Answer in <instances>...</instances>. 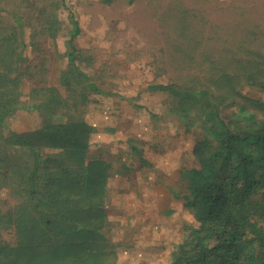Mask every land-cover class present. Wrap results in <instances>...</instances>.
I'll list each match as a JSON object with an SVG mask.
<instances>
[{"label": "rangeland", "instance_id": "1", "mask_svg": "<svg viewBox=\"0 0 264 264\" xmlns=\"http://www.w3.org/2000/svg\"><path fill=\"white\" fill-rule=\"evenodd\" d=\"M114 1L117 5H108L104 12L100 0H0V51L7 54L11 45L13 51L22 42L28 45L22 60L21 108L7 119L3 133L35 130L46 118L70 119L68 107L50 115L38 106L65 75L77 77L68 68L67 56L75 20L80 32L73 40L74 66L85 74L75 85L89 80L95 89L72 118L91 128L88 160H103L110 167L108 189L117 211H110L114 218L105 234L121 244L117 264H171L190 228L198 226L182 196L189 183L184 174L197 166L193 150L204 132L164 114L166 97L149 88L176 82L183 88L228 92L221 80L225 66L240 80L243 95L264 102L261 87L247 84L260 73L250 61L257 53L264 56L259 19L264 0H182L185 11L177 23L176 15L157 21L163 14L160 0H143L137 11L128 7V0ZM31 20L35 27H26ZM215 32L218 53L210 44ZM36 87L41 95L33 93ZM231 113L226 108L223 115ZM1 198L12 199L7 190Z\"/></svg>", "mask_w": 264, "mask_h": 264}, {"label": "trees", "instance_id": "2", "mask_svg": "<svg viewBox=\"0 0 264 264\" xmlns=\"http://www.w3.org/2000/svg\"><path fill=\"white\" fill-rule=\"evenodd\" d=\"M180 1L170 5L160 0L163 14L157 21L176 15L177 23L185 11ZM100 3L104 12L108 5H117L114 0ZM142 6L143 0H128L129 8L137 11ZM194 6L201 9L198 3ZM259 19L264 25V16ZM33 32L38 39L36 29ZM79 32L74 20L73 37L67 42L68 68L84 78L74 66L73 40ZM217 35L210 44L218 53ZM27 49L22 42L15 51L12 45L7 54L0 51V59L6 55L9 65L4 68L5 61L0 60V259L10 258L6 264H117L121 244L105 234L114 218L110 211H117L108 189L110 167L103 160H88L91 128L72 118L74 110L85 108L94 84L81 79L75 85L79 78L65 75L38 107L50 115L68 107L70 119L46 118L35 130L3 133L7 119L21 108L19 88ZM257 56L250 63L260 73L247 84L264 92V56ZM228 71L224 66L221 74L228 92L183 88L176 82L149 88L166 97L164 114L204 132L193 150L197 166L184 174L189 183L182 196L198 226L190 228L171 264H264V102L243 95L240 80ZM33 93L42 94L37 87ZM226 108L232 113L224 117ZM4 190L12 199L1 198Z\"/></svg>", "mask_w": 264, "mask_h": 264}]
</instances>
